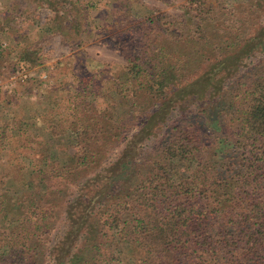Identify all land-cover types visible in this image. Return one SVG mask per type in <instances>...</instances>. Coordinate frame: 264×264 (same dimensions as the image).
Returning <instances> with one entry per match:
<instances>
[{"label":"trees","instance_id":"1","mask_svg":"<svg viewBox=\"0 0 264 264\" xmlns=\"http://www.w3.org/2000/svg\"><path fill=\"white\" fill-rule=\"evenodd\" d=\"M30 1L76 22L72 0ZM182 10L127 31L138 46L108 88L125 118L111 102L86 104L93 93L82 90L64 101L71 114L49 94V140L29 136L35 115L5 123L0 148L12 132L31 157L0 170V264H113L119 243L135 264H264V0H185ZM63 21L48 32L67 35Z\"/></svg>","mask_w":264,"mask_h":264},{"label":"rangeland","instance_id":"2","mask_svg":"<svg viewBox=\"0 0 264 264\" xmlns=\"http://www.w3.org/2000/svg\"><path fill=\"white\" fill-rule=\"evenodd\" d=\"M72 1L77 3L71 10L73 22L76 19L73 24L64 12L56 13L40 1L0 0V26L6 18L9 22L8 27L0 31V130L9 121L32 124L30 117L35 115V127L32 132H28L29 136L39 134L49 140L50 133L45 129L42 116L45 117L49 113L47 110L52 108L50 93L55 94L52 101L56 97L62 100L60 106L65 110L68 103H64L65 99H73L82 90L92 91L93 95L88 97L86 104L103 108L111 102L115 105L116 116L125 118L126 108L119 104L116 96L108 92V88L111 78L123 71L127 58L132 56L138 46L136 36L127 31L154 17L153 13H156L155 16L165 14L178 17L183 14L182 7L185 5V0ZM15 4L17 7L14 10ZM57 17L63 18L67 35L48 32L47 25L56 23ZM105 41H110L111 45H106ZM29 45L31 51H26L25 47ZM65 113L72 112L67 109ZM13 135L8 132L9 140L11 136L13 139L11 143L4 140L6 148H0V170L11 162H17L14 156L19 153L23 154L20 155L22 159L27 156L26 162L31 157L30 151L16 149L23 141ZM66 138L68 140L69 136ZM158 140L143 142L141 157L144 158ZM28 146L36 147L35 144ZM53 146L56 143H52ZM121 150L122 147L115 150L111 162L118 158ZM58 155L64 161V153ZM178 168V175L182 176L185 169L180 165ZM10 186L12 191L22 190L18 184ZM73 192H77L74 187ZM64 225L65 222H61L53 232L50 245L63 238ZM115 257L116 262L113 264H135L126 243L118 244Z\"/></svg>","mask_w":264,"mask_h":264}]
</instances>
